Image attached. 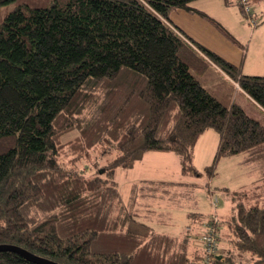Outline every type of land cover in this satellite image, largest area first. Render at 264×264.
<instances>
[{
  "label": "trees",
  "instance_id": "obj_1",
  "mask_svg": "<svg viewBox=\"0 0 264 264\" xmlns=\"http://www.w3.org/2000/svg\"><path fill=\"white\" fill-rule=\"evenodd\" d=\"M39 1L0 22V244L61 264H206L197 236L209 216L189 212L179 233L156 231L139 199L167 186L137 182L125 199L114 176L147 151L176 152L182 175H199L195 144L213 129L208 174L240 153L262 174L232 192L229 215L217 216L209 264H264V123L223 104L193 72L215 65L263 110L264 75L244 74L172 25L169 13L198 14L235 36L195 0ZM224 2L260 23L247 0ZM113 150L94 173L78 169L92 152ZM190 184L181 183L185 194ZM0 264L38 263L1 250Z\"/></svg>",
  "mask_w": 264,
  "mask_h": 264
},
{
  "label": "rangeland",
  "instance_id": "obj_2",
  "mask_svg": "<svg viewBox=\"0 0 264 264\" xmlns=\"http://www.w3.org/2000/svg\"><path fill=\"white\" fill-rule=\"evenodd\" d=\"M215 1L220 3V5H217ZM221 1L224 0H195L192 2V4H197L198 8L200 7L202 9L204 8V10L206 9L208 12H210V16L218 20L227 30L230 31V33H233V35L235 36V41L223 35L211 23H207L208 25H211L212 31L213 33H215L216 37H219V39L222 40L218 41L219 44L213 43L210 44V46H214L216 50H219L223 53V56H227L232 59V55L230 54V50L228 49V47L239 48L241 42L242 44L247 43L248 38L245 34L247 33V31L248 34L250 33L249 19L248 17H244L241 15L239 9L235 4L232 6L230 5L229 8H234L235 13H237V15H239V17H241L242 19L236 18L235 14H233V10H226L224 8V4H221ZM232 1L234 2L235 0ZM48 2L45 4H48ZM41 3H43L42 0L41 2L39 1V4ZM21 4L27 5L32 4V2L31 0H0V22L4 19L6 14L13 11L18 5ZM247 4L249 5V7L253 8V11L258 18L262 17V14H264V0H247ZM238 21L242 23L243 30L242 27L239 26ZM242 21L244 22L246 27L244 26ZM245 70H247V68H245ZM193 74L195 76H198V73L193 72ZM202 77L203 82H205V85L208 86L211 91L218 90L219 96H221V99L219 100L223 104H230L228 97H226L225 94H221V90L224 88L226 89V91L230 90V86L228 87V85L223 82V78L214 73L211 68L205 69L204 73H202ZM209 130V133H214L216 137H214L212 141H210V139L208 138L206 142L203 143V145H199V148L197 150V155H199L195 160V168L200 173L199 176L196 175L198 177H195L194 175L189 174L183 175L184 179H189L187 181H191L193 179L197 184H195L193 188L188 189V192L186 194V190L185 188H183V186L174 188L180 189L181 192L173 198L171 197V195L168 196L163 192H156L155 194L141 198V201L149 204L151 208L153 206L158 207L157 210L154 208L156 211H153V217L157 216L158 213H160V216L163 217V223H149L156 231L176 233V231L185 228V226L188 224H191L190 221H186L182 217L181 211L185 209L199 210L207 217H210V215L215 212L219 219L221 217L224 218L225 216L229 215L235 203L232 197V192L239 189L240 187L251 185L262 174L259 166L257 165V161L247 159V156L243 153H240L239 155H231L220 158L215 168L208 174V166L213 160L215 152L214 146H216L217 144L216 131H214L213 129ZM72 134L73 133L64 135V140ZM201 150L202 153H200ZM114 154L115 151L113 150L112 152L98 157L96 152H92L91 158L88 161L82 162L79 165L78 169L83 170L87 175L90 173H94L97 166L106 164ZM143 162H146L143 163V165H147L146 171L151 172L153 161L147 159ZM178 164L175 160L171 161V163H166L168 170H171V172L173 173L177 172V177L180 176L181 171L180 162ZM121 169L125 171L121 172ZM142 171L143 169L141 167H133L131 171H128L127 168H119L118 170H116L117 175L114 176V179L121 183L122 181H124L125 184V180L131 178L132 176H135L136 174H138L137 172ZM122 190L126 191L125 187H122ZM213 196L218 197L217 208L215 210L211 202V198ZM174 208L175 210L173 211L172 209ZM169 210L173 211V219L171 223H169V220L171 218ZM143 219H147V217L144 216Z\"/></svg>",
  "mask_w": 264,
  "mask_h": 264
},
{
  "label": "crops",
  "instance_id": "obj_3",
  "mask_svg": "<svg viewBox=\"0 0 264 264\" xmlns=\"http://www.w3.org/2000/svg\"><path fill=\"white\" fill-rule=\"evenodd\" d=\"M221 2H222L221 4H224V8L226 10H228V11L230 9L233 10V14H235L236 18H238V19L241 18V17H239V15H237V13H235L234 8H229V6L234 5V3L233 4H226L224 1H221ZM215 3L217 5H220V3L216 2V1H215ZM194 6L196 8H198L197 4H194ZM198 9L203 10L207 14L211 15L210 12H208L206 9L204 10V8L202 9L199 7ZM252 10H253V8H252ZM169 19H170V22L172 23V25H175L176 27H178V29H180L185 35L189 36L190 38L197 41L198 43L206 46L207 48L213 50L214 52H216V53L219 52L218 53L219 55H221L223 58H225L226 60H228L232 64L240 66L241 71L244 74L264 75V14H262V17L260 19L259 24H257L254 27L249 24L250 33L248 34V31H247V33L245 34V35H247V38H248L247 43H243V44H242V42L240 43L243 45V48H240V47L239 48H230V47H228V49L230 50V54L232 55V59L230 57L223 56V53L220 52L219 50H216L214 46L213 47L210 46V44H213V43L219 44L218 41H222V40L219 39V37H216L215 33H213L211 25L207 24L209 22L206 21L205 19H203L198 14L190 13V12H187L183 9H175L169 13ZM238 23H239V26H241L242 30H243L242 23H240V21H238ZM243 24H244V22H243ZM244 26H245V24H244ZM249 26H248V28H249ZM209 68H211L214 71V73H216L218 76L223 78L224 79L223 82H225V84L228 85V87L230 86L229 91H226L225 88L221 90V94L222 95L225 94V96L228 97L229 103L230 104L231 103L240 104L242 106V108L247 112V114H249L250 116H252V117L258 119L259 121H261L262 123H264V110L253 99H251L244 91H242L241 88L238 86V84L235 81L230 79L221 70H219L215 65L209 63L207 65L206 69H209ZM245 68H247V70H245ZM202 73H204V71ZM202 73H198V76H196L198 78V80L200 81V83L203 85V87L206 88V90L211 95H213L218 100L221 99V96H219L218 90L211 91L209 89V87L205 85V82H203V80H202V78H203ZM218 97H220V98H218ZM230 104H228V105H230ZM257 117H259V118H257ZM209 132H210L209 129L204 131L200 135V137L198 138V140L195 144L194 156H193L194 166H196L195 160H196L197 156L199 155V154L197 155V150L199 148V145L200 144L203 145V143L206 142V140L208 138L210 139V141H212V139L214 137H216V135H214V133H209ZM217 142H218V134H217ZM216 146H217V144H216ZM216 146H214L215 150H216V148H215ZM200 153H202V150ZM237 155H239V154H237ZM147 159H150L153 161V164L151 166V169H152L151 172H147L146 171L147 165H143V163H146L143 161L147 160ZM173 160H175L177 162V164L179 162L181 164V157L173 151H148V152H145L140 159L135 161L131 167L127 168L128 171H131L133 167H141L143 169L142 172H137L138 174H136L135 176H132L131 178L125 180V184H124V181H122V183H121V182H118L116 180L118 183V188H119L121 195L126 199L130 195L132 189L133 190L135 189V184L137 182L141 183V181H147V182L152 181V182L156 183L157 185H161L162 188H165L167 186V189H169L168 193L164 192V189H161V190L157 189V191L166 193L168 196L171 195L172 198L177 196L181 192L180 189H174V188H178L180 186H186V185H181V183H183V182L184 183L185 182L186 183H192L189 186H190V188H193L195 186V184H197L196 182H194L193 179H192L193 181L192 180L187 181L189 179H187V178L184 179V176L181 174V171H180V176L177 177V175H178L177 172L173 173V172H171V170H168L166 163L167 162L171 163V161H173ZM122 171H125V170L121 169V172ZM117 173H118V171H117ZM117 173H115V176L117 175ZM198 176H195V177H198ZM192 178H194V177H192ZM122 187H125L126 191L122 190ZM184 188H186V187H184ZM139 205H140L139 208L141 209V218H143L146 214H148V218L146 220L149 223H161V222L163 223L164 222L163 217L160 216V213H158L157 216L153 217V215H154L153 211H156L158 209V207L153 206L151 208L150 206H148L149 204L147 205L146 203L142 202L141 198L139 199ZM146 208H151L152 209L151 213H150V211H147ZM172 210L174 211L175 208ZM172 210H169V212H170L169 214L171 217L169 220V223H171L172 219H173V211ZM189 212L201 213L199 210H195V209L182 210L181 211L182 217L186 221H190V219L188 218ZM188 225H190V224H188ZM188 225H186V226H188ZM181 230L182 229L176 231V233H179ZM199 230H198V234L200 232Z\"/></svg>",
  "mask_w": 264,
  "mask_h": 264
},
{
  "label": "built area",
  "instance_id": "obj_4",
  "mask_svg": "<svg viewBox=\"0 0 264 264\" xmlns=\"http://www.w3.org/2000/svg\"><path fill=\"white\" fill-rule=\"evenodd\" d=\"M245 9L248 10V7L245 6ZM249 24L251 26H256L257 19L250 18ZM212 205L214 207V210L217 208V202L218 197L213 196L211 198ZM219 219L217 217V214L213 212V214L204 221V227L202 232L197 236L198 242L202 245L203 251H204V260L206 264H209L214 257L215 254L218 253L217 248V225H218Z\"/></svg>",
  "mask_w": 264,
  "mask_h": 264
},
{
  "label": "water",
  "instance_id": "obj_5",
  "mask_svg": "<svg viewBox=\"0 0 264 264\" xmlns=\"http://www.w3.org/2000/svg\"><path fill=\"white\" fill-rule=\"evenodd\" d=\"M1 250H12L20 255H22L24 258H26L29 261L38 263V264H61L52 260H49L47 258L38 256L36 254H33L21 247L15 246V245H7V244H0V251Z\"/></svg>",
  "mask_w": 264,
  "mask_h": 264
}]
</instances>
